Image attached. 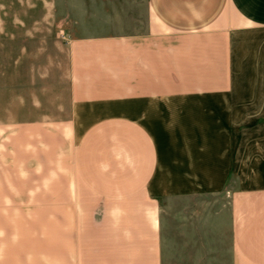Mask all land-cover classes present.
I'll return each mask as SVG.
<instances>
[{
    "label": "crops",
    "instance_id": "0c3cea01",
    "mask_svg": "<svg viewBox=\"0 0 264 264\" xmlns=\"http://www.w3.org/2000/svg\"><path fill=\"white\" fill-rule=\"evenodd\" d=\"M51 6L56 55L4 84L0 264H264V187H225L260 162L264 0Z\"/></svg>",
    "mask_w": 264,
    "mask_h": 264
},
{
    "label": "rangeland",
    "instance_id": "374dc122",
    "mask_svg": "<svg viewBox=\"0 0 264 264\" xmlns=\"http://www.w3.org/2000/svg\"><path fill=\"white\" fill-rule=\"evenodd\" d=\"M53 1L55 0H0V107L8 106V94L4 91L6 86L4 84L7 77L19 73L23 57L26 60L28 54L31 58L39 55L40 58H34L35 61L31 60V64L32 62L42 64L48 54L56 55L57 50L53 49L52 43L62 38L58 37V33H55L52 28L51 11L54 8L51 4ZM27 42L29 49L21 51V46ZM41 42L47 43L48 48L36 49L38 46L41 47L43 44ZM245 63L244 66H240L244 75L240 77L239 90L247 92L264 90V83L258 81V79L262 80L260 76H262L263 68L252 70L246 67L248 62ZM257 123L259 147L252 149L255 156H251V159L260 162L246 165V168L255 169L256 172L251 178L225 182V187L227 185L238 189L264 187V114L258 115ZM248 136L250 137V134ZM250 150L251 148L248 149L249 152Z\"/></svg>",
    "mask_w": 264,
    "mask_h": 264
}]
</instances>
